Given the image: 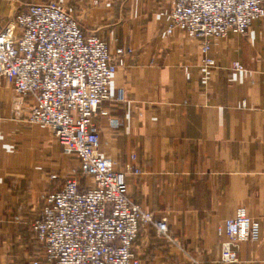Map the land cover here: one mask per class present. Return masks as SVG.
<instances>
[{
    "label": "crops",
    "instance_id": "crops-1",
    "mask_svg": "<svg viewBox=\"0 0 264 264\" xmlns=\"http://www.w3.org/2000/svg\"><path fill=\"white\" fill-rule=\"evenodd\" d=\"M0 0V31L32 2ZM76 14L87 33L116 49L132 48L94 117L101 155L124 169L130 197L167 218L172 240L144 224L135 241L143 264H264V20L246 34L203 40L174 29L172 0H55ZM212 58L215 66L204 64ZM238 61L242 70L232 64ZM125 90L128 101L115 100ZM0 77V264L44 260L32 227L45 196L74 176L84 188L80 158L64 152L53 130L28 121L33 98L19 100ZM121 120L113 129L109 117ZM136 159L132 160V156ZM245 207L261 221L259 240L238 246L239 261L221 260L219 226Z\"/></svg>",
    "mask_w": 264,
    "mask_h": 264
},
{
    "label": "built area",
    "instance_id": "built-area-1",
    "mask_svg": "<svg viewBox=\"0 0 264 264\" xmlns=\"http://www.w3.org/2000/svg\"><path fill=\"white\" fill-rule=\"evenodd\" d=\"M174 29L202 39L204 54L210 39L229 32L244 35L254 20H264V0H172ZM132 48L111 54L106 40L87 33L67 6L54 0L32 2L0 31V77H4L19 100L31 97L28 121L50 127L64 152L80 158L82 173L91 178L84 188L74 176L63 187L48 193L32 227L45 248L47 264H143L135 252V241L144 224H153L159 236L175 241L167 218L133 201L127 177L143 170L133 162L116 169L115 162L100 154V133L94 117L105 100L112 98L111 85L118 68L124 66ZM204 64L216 61L205 56ZM232 67L242 70L235 61ZM116 101H128L121 89ZM111 128L121 120L109 117ZM136 155L132 156V160ZM227 240L221 260L239 261L238 246L259 240L261 221L245 207L219 226ZM35 259L31 264H40Z\"/></svg>",
    "mask_w": 264,
    "mask_h": 264
},
{
    "label": "rangeland",
    "instance_id": "rangeland-1",
    "mask_svg": "<svg viewBox=\"0 0 264 264\" xmlns=\"http://www.w3.org/2000/svg\"><path fill=\"white\" fill-rule=\"evenodd\" d=\"M55 1V0H54ZM57 2V1H56ZM59 3H61V2H59ZM61 4H63V3H61ZM65 5V4H64ZM66 6V5H65ZM68 8V7H67ZM73 13V12H72ZM74 14V13H73ZM76 17H77V19L79 20V22L81 23V25H82V22H81V20H80V18L76 15V14H74ZM83 26V25H82Z\"/></svg>",
    "mask_w": 264,
    "mask_h": 264
}]
</instances>
